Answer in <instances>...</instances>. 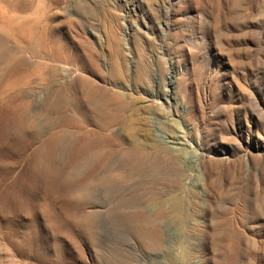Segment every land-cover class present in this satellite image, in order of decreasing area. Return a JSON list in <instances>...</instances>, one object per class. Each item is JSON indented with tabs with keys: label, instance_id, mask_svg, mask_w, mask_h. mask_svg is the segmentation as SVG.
Wrapping results in <instances>:
<instances>
[{
	"label": "rangeland",
	"instance_id": "374dc122",
	"mask_svg": "<svg viewBox=\"0 0 264 264\" xmlns=\"http://www.w3.org/2000/svg\"><path fill=\"white\" fill-rule=\"evenodd\" d=\"M1 2L23 62L71 76L18 90L43 136L25 147L14 121L0 140V264H264V0ZM130 120L149 148L180 143L177 186L128 152Z\"/></svg>",
	"mask_w": 264,
	"mask_h": 264
},
{
	"label": "bare ground",
	"instance_id": "6f19581e",
	"mask_svg": "<svg viewBox=\"0 0 264 264\" xmlns=\"http://www.w3.org/2000/svg\"><path fill=\"white\" fill-rule=\"evenodd\" d=\"M1 4L2 2L0 0V9H1ZM141 4L139 3V5ZM31 47H32V38H31L29 30L25 26H23L21 22L19 23L14 22L13 19L11 18L0 16V102H2V105H0V136H1L0 140H3V142L6 144L10 143L8 140L7 131L9 129V125L12 122L16 121L18 131L26 140L24 142L25 147L29 145L31 142H34L35 140L40 139L39 136H43V134L40 131H34V130L32 132L29 131V129H32L30 128L31 121L27 119V117H25L26 110L23 107L26 105L25 103L29 102V97H26V96L22 97V95L18 92V90L22 86L29 84L30 81L33 79H37L40 81V84H43V85L47 84L49 85L50 88L55 89V88L62 87L63 85L68 84L70 80V76H71L69 75L68 68L67 67L64 68V66L61 65L60 62L46 63L43 60H39V59L38 60L35 59L34 61H31V58H32L31 55H28V58L30 59L29 62H31L32 65L28 66V64L23 62L24 60L23 58H24V53L25 52L27 53V51ZM3 69L5 70L2 71ZM162 96L163 95L160 92V87L157 84H155L153 91L144 97L145 103H147V105L152 104L154 105V107L155 105H160L161 103L159 102V99ZM130 116L134 117L133 115H130ZM135 121L137 120H130L126 124V130H127L126 132H129V141L126 144L127 145L126 149L128 150L129 153L137 155L138 157H148L149 155H152V154L162 155L164 158H166L169 161L170 167L172 168V183L171 184H173L174 186H177L180 181L179 179L180 159L178 157L179 150L182 149L181 146H178L180 145V143L177 142V139L175 140L174 138H171L170 141L162 140L154 144L153 146H151V148H149L150 146H148L144 142L139 141L137 137L135 136V131H138L137 129L135 130L133 126ZM76 127H78L79 129H82V128L84 129V127L79 124ZM89 133L91 134V132ZM45 136L47 137L43 141L42 146L38 148L37 152L35 153L37 161H40L43 163H47L49 161V157L51 155V152L54 151L59 135L58 133L56 134L53 132H49ZM81 146H83L82 143H81ZM44 154L45 156L43 157ZM89 178L90 176H87L86 181L89 182L90 180ZM103 179L99 178L100 181L97 180L98 183L104 184ZM85 191H86V194L89 195L88 189H86ZM138 210L140 212L148 214V211H145L143 207H139Z\"/></svg>",
	"mask_w": 264,
	"mask_h": 264
}]
</instances>
